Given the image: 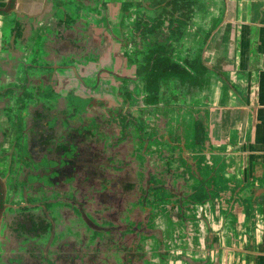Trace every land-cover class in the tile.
Instances as JSON below:
<instances>
[{
	"label": "flooded vegetation",
	"instance_id": "1",
	"mask_svg": "<svg viewBox=\"0 0 264 264\" xmlns=\"http://www.w3.org/2000/svg\"><path fill=\"white\" fill-rule=\"evenodd\" d=\"M18 1L19 0H16V4L11 11L8 9L9 2L5 8L0 9H7L6 14H0L1 17L6 18L14 13L16 16L24 15L32 20L30 26H28V37H22V46L20 48L29 50L30 54V65L26 66V70L23 68V73L24 75L26 74V76L10 80L0 79V189L4 198V211L0 223V264H77L76 255L78 253V245L81 244L84 246L87 244L86 246L90 247L88 242L90 243V237L94 232V228H98L106 222L115 224V227L112 228L113 231H123L133 226V224L144 225L146 236L142 237L143 240L136 248V252L140 253L143 248V251H145L147 255L146 264H177L178 262L181 264H193L192 262L195 261L194 256L185 255L183 249L177 244L178 239L184 236V230L189 229L188 226L191 227L189 225L191 221L187 219L185 213L187 209L185 207L187 206H180L181 213L182 215L184 214V216L175 215L176 219L170 224L173 230L168 234L165 232L166 226H164L161 220L162 218L159 219V221L155 220V218L152 221L149 219L148 221L144 220L149 217H145L148 213L153 219V211L149 212L150 209H152L151 207L133 204L131 194L135 185H133L129 191L124 190V194L120 193L119 196L125 198L122 208L112 207L96 198H89L86 193H82L83 189H87L89 193H105L111 191L114 187H119L122 183L117 184L116 179L119 177L120 173L127 168H133L134 176H141L140 173H142V168H140L139 165L140 159L131 158V161L128 160L133 150L140 149H134V147H143V151L147 154L149 158L147 176L149 177L154 171L150 165L151 148L158 142V130L165 124L163 123L165 118L163 114H161V108L167 109V111L170 112L167 115H170V121L177 124L181 122V116L184 111L182 105H178L174 110L172 106L166 104L163 107L158 106L147 109L146 116L150 117L149 125L153 130V139L156 141L154 144L136 142L135 140H119V138L114 137L115 132L109 122L107 124L111 128L108 134L109 142H105L107 145L103 146L102 149L100 139H94L90 133V131H95V129H92L94 119L88 116L86 109L77 108L70 94H59L60 91H58V89L49 91V85H42L40 90L34 89L36 85L44 84L45 82L42 81L45 77L50 78L49 75L55 72L56 69H53L54 66L51 65V62H48L50 64L46 65L45 63L47 61L45 60L47 59L46 53L51 51V54H53V51L59 47V41H57L58 37L54 33V28L50 27L48 22L44 24L43 19H39L40 17L38 14L25 15L23 12L17 11ZM214 1L215 0H211L208 7L203 4L202 0H198L197 3L201 2V11L207 12L214 8ZM124 2L125 0H71L67 2H63V0H47L48 4H53L55 7V14H59L60 17H62V20L59 22V35L64 41L67 40L69 42H74L69 35H76L78 39L74 44H82L80 40H82L89 31L91 34L94 32V24L92 22H81V14L85 11V8L87 9L89 7L91 10L103 8V12L106 16V9L109 5H121ZM142 3L143 0L140 1V8L139 6H135L137 11L140 10L138 12L140 13L138 15V24L136 25L139 33L142 17L145 15L144 12L153 13L156 18L160 14V11L155 8L147 10ZM195 11L196 10H194V15L196 16ZM195 16L191 19L192 22ZM59 19L58 17V20ZM145 21L146 20H144V22ZM193 24L194 26L189 25L187 29H189L190 26L194 28L196 24ZM72 27L74 31H72ZM129 27L133 28L131 25ZM97 29H101L100 34H103V26H99ZM196 29L198 30V28ZM131 30L134 31L136 29L134 28ZM197 30V34L195 35L199 34ZM3 36L5 37L3 41L7 42V46L11 50L16 37L15 29L7 31ZM61 38L60 40H62ZM1 41L2 39H0V42ZM181 41L173 52V61L179 65L181 69V71L179 70L180 73L177 74L184 73L183 69L185 68L182 67V64L185 60L190 59L184 58L182 61V56L181 59L179 57L175 58L179 51L182 52L183 48L180 49ZM89 47V50L92 49V46ZM59 51L60 48L56 51V55ZM86 62L89 61L86 60ZM114 66H118L119 68L120 63ZM139 72L141 73V71ZM157 73H165L166 76L173 72L158 71ZM110 74H113V71L100 73V77L95 78L94 82L91 81L89 84L85 85L89 88H96L99 85V80L102 79L101 75L109 78ZM114 77L119 78V76ZM136 77H138V74ZM144 79L147 80L145 76ZM179 79L182 78L179 76ZM118 81L122 82L123 80L118 79ZM158 81H160V78L152 77V81L144 83L145 89L147 90L146 85L150 82L156 85L155 91H158ZM146 92L149 93L150 91ZM61 97L69 99L71 105L75 108V111L73 109L69 116L73 119H77L75 125H79L76 129L80 131L79 134H74L77 140H65L71 129L63 130L60 139H55L56 134L46 133L45 131L34 134L36 132V127L39 126V124L44 127L46 121H49V124H53L52 126L50 125L51 129L57 127L58 120L55 118L57 116L47 111V104L44 101L47 100L53 104V102ZM39 100L42 101V104ZM148 100H150V97ZM43 106L47 111V115L42 111ZM20 108L22 113L18 114ZM174 111L179 114L176 121L175 118L171 116V113ZM77 114H79L78 117L76 116ZM178 127L177 131L182 129L180 124ZM102 133L103 131L100 133V137L103 140L104 135L101 136ZM176 134L178 137H176L174 142L176 143L179 141L180 143L178 144L180 146L183 135L178 132ZM166 138L169 139L168 136ZM164 141L165 147L161 148H163V152L168 153L166 148L167 145L169 146V140ZM61 144L77 146L78 181L75 185L72 183L58 182L51 177L50 163L53 158V149ZM107 153L110 154L109 157H107ZM179 155H182L181 150H179ZM179 166L178 170L174 171L169 165L170 169H168V171L174 174V181H172L171 178L169 182L167 181L162 185H155L149 183V178L147 181L145 180V182H143V177L142 182H140L139 178H136L138 182L137 186L164 187L169 190V186L189 185L185 183L184 177V171H187V166L183 165L181 160ZM31 167L34 169L41 168L38 170L43 175L44 180L52 185L57 184L58 188L53 190L52 193H47L45 195L41 194V192L33 193L29 191V185L25 180L31 171L33 172L34 170L31 169ZM165 169L167 170L166 166ZM191 173L190 175L197 178V170L191 169ZM187 175L189 174L187 173ZM142 176H144V173ZM40 181L35 183V188L41 185ZM21 195H25V198L29 200L28 204L25 206L24 203L19 200ZM39 196L42 197L39 198ZM29 197L31 199H29ZM97 206L99 208H97ZM31 208L38 209V213L30 214ZM147 209H149V211ZM109 210L116 213L114 219L106 216V212ZM203 215L204 214H202L200 210H198L197 213L194 212V217L197 221H201L204 217ZM139 216H141L140 221H138ZM169 217H171V215H169ZM31 218L34 221H32ZM196 220L195 223L197 222ZM39 223H44L45 226L42 225L43 229L37 227ZM158 223L160 224L158 225L159 227L156 226ZM133 228L136 230L137 226ZM158 228L161 231H158ZM171 234L173 239H171ZM167 235H169V242L171 241L173 245L172 251H165L164 249L166 241L168 243ZM133 238L134 234L130 235L126 241L124 240V244L129 245ZM115 239L116 237H110L109 240L113 242ZM159 254L161 256H159ZM155 258L156 262L154 260ZM96 259V254H93L91 261L86 260L83 264H116L114 261H105L102 258L99 262H95ZM208 259L211 262H215L216 252L214 250H209ZM200 263L202 264V262Z\"/></svg>",
	"mask_w": 264,
	"mask_h": 264
},
{
	"label": "crops",
	"instance_id": "2",
	"mask_svg": "<svg viewBox=\"0 0 264 264\" xmlns=\"http://www.w3.org/2000/svg\"><path fill=\"white\" fill-rule=\"evenodd\" d=\"M8 2L0 0V9ZM18 3L17 11L57 25L55 7L47 0ZM213 5L181 39L182 61L192 57L198 64L183 69L182 79L173 73L177 79L171 84L177 87L165 97L173 110L178 105L184 110L181 122L171 121V133L183 135L180 146L177 141L171 147L180 148L183 165L197 170L189 185L169 186L191 221L177 244L194 256L193 264H264V0H215ZM23 16L0 18V79L26 76L30 54L20 48L32 20ZM12 29L10 50L3 35ZM117 63L119 79L131 69L136 75L135 67ZM171 116L176 121L179 114ZM198 210L201 221L194 217ZM169 218L172 224L175 214ZM209 250L216 252L215 262L209 261Z\"/></svg>",
	"mask_w": 264,
	"mask_h": 264
},
{
	"label": "rangeland",
	"instance_id": "3",
	"mask_svg": "<svg viewBox=\"0 0 264 264\" xmlns=\"http://www.w3.org/2000/svg\"><path fill=\"white\" fill-rule=\"evenodd\" d=\"M64 1L67 2L71 0H63V2ZM140 1L141 0H125L124 3L126 4L122 3L116 6L109 5L106 9V16L103 12V8L93 10L89 7L87 9L85 8V11L81 14V22H92L94 24V32L92 35L89 31L88 34L80 40L82 44H74L78 39L76 35H69L74 42L64 41V39L61 38L58 30L59 22L62 20V17H60L59 14H55L56 17H54V19L57 20V25L54 26L53 24V28L55 30V35L58 37L57 41H59V47L53 51V54H51V51L46 53L47 59L45 61L47 62L45 64L49 65L50 63L48 62H51V65L54 66H52L53 69L56 70L49 75L50 78L45 77L42 81L45 82L44 84L36 85L34 88L35 90H40L42 85H49V91L58 89V91H60L59 94H70L77 108L86 109L88 116L94 119L92 129H95V131H90V133L94 139H100L102 149L103 146L107 145L105 142H109L108 134L111 130L110 126L107 125L109 122L115 132L114 137L119 138V140H135L136 142L154 144L156 141L153 139V130L149 125L150 117L146 116V111L149 108L158 106L163 107L165 105V97L167 95L168 98L170 96L172 97V93L177 87V85L171 84V81L177 78L174 77L173 73H170L166 76L165 74L160 75V81L157 82V86L159 87L158 91H155L156 85H148L147 87L149 89L151 88L153 92H146L147 90L145 89L144 83H146L147 80L144 79V76L148 70H140V63L144 65L142 60L150 47L147 45L145 47L143 46L141 35L136 27L139 20L138 15L140 14L138 12L140 10L137 11L135 6H139L140 8ZM202 2L208 7L211 0H202ZM194 10H196V16L194 15L195 19L189 24L192 26H194L193 23L196 24L199 19L201 2L196 3ZM144 14L141 20L143 23L144 20H146L145 22L149 24V22L156 18L153 13L144 12ZM192 15V12H190V14L186 13L185 17L190 18ZM194 16H192V18ZM58 17L60 18L59 20ZM130 25L133 28L129 27ZM99 26H103V34H100L101 29H97ZM73 27L72 31H74ZM134 28L136 30H131ZM189 29H191V26ZM60 38L62 40H60ZM89 46H92V49L89 50ZM59 48L60 51L56 55V51H58ZM182 48L183 47H180V49ZM182 53L183 52L179 51L175 58L179 57L181 59ZM86 60L89 62H86ZM120 60L124 62V65L125 62H127L129 69L132 67L136 68V75H134V70L131 69L129 74H126V77L122 79V82L118 81V79L121 78L118 72L121 71L122 67L118 68V66H114L115 63ZM110 71H113V74H110L109 78L101 75L102 79L99 80L98 87L89 88L85 85L89 84L91 81L94 82L95 78L100 77V73ZM139 71H141V73ZM137 74L138 77H136ZM114 76H119V78ZM149 97L150 100H148ZM102 131L103 133L101 136H105H103L104 141L100 137ZM77 151L76 145L68 144H61L53 149V158L50 167L51 177L54 180L75 185L78 181ZM109 156L110 154L107 153V157ZM133 171V168H127L120 173L119 177L116 179V183H122L120 185L121 187H114L111 191L105 193H89L87 189H83L82 193H86L89 198H96L112 207L122 208L125 198L119 196L120 193L124 194V190L129 191L132 186L135 185L131 194L133 204L151 207L152 209H150V211L149 209L147 210L149 212L153 211L154 213L153 219L148 213L145 217L149 216L150 218L148 217L144 220L148 221L149 219L152 221L155 218V220L159 221V219L162 218L161 220L164 226H166L165 232L168 234L171 233L173 227L170 225L169 215L173 212L176 216H181L180 206L182 205L177 204L172 198L171 191L164 187L137 186L138 182L136 178H139L140 182H142L143 173H140L141 176H134ZM42 183L43 181H40V184ZM48 188V190H44V188L41 189V194L45 195L47 193H52L53 190L58 188V185H49ZM41 197L42 196H39V198ZM29 199L31 198L29 197ZM19 200L24 203V206L29 202V200L25 198V195H21ZM97 208L99 207L97 206ZM30 211V214L38 213V209L31 208ZM106 216L114 219L116 213L109 210L106 212ZM182 216H184V214ZM140 220L141 216L138 218V221ZM32 221L34 220L32 219ZM159 223L156 224V226L160 225ZM42 225L45 226L44 223H39L37 227L43 229ZM158 231L161 230L158 228ZM167 239L168 243L166 241L164 249L165 251H172L173 245L171 241L169 242V235H167ZM154 260L156 262V258ZM177 264L181 263L178 262Z\"/></svg>",
	"mask_w": 264,
	"mask_h": 264
},
{
	"label": "trees",
	"instance_id": "4",
	"mask_svg": "<svg viewBox=\"0 0 264 264\" xmlns=\"http://www.w3.org/2000/svg\"><path fill=\"white\" fill-rule=\"evenodd\" d=\"M197 1L198 0H143L142 5L147 10L150 8H155L160 11L159 16L152 20L153 23L152 21L149 22V24L146 22H141L140 27V35L143 46L145 47L147 45L150 47L142 60L144 65L140 63V70H148L145 75L147 81H152V77L160 78V75L165 74L157 73L158 71H172L173 73H180L179 70L181 71V69L179 68V65L173 61V52L189 27L191 18L194 15V7L196 6ZM190 12H192L193 15L190 18H186V13L190 14ZM198 61L199 60L191 57L189 60H185L183 62L182 67L187 70L188 68L195 69ZM178 76L182 77L181 74H178ZM148 85L153 86V84L148 82L146 85L147 91L152 92V89L147 87ZM39 101L42 104V101ZM44 102L47 104V111H50L53 115L55 114V116H57L55 118L58 120V124L57 127L51 129L50 125L52 126L53 124H49V121L45 120L46 125L43 127L41 124H39V126L36 127V132L34 134L45 131L46 133L49 132L56 134L55 139H60L63 130L71 129L65 140H77L74 134L80 133V131H77L76 129V127L79 125H75L77 119H73L69 116L73 109L75 111V108L73 105H71L69 99L61 97L55 102L52 101L53 104L47 100ZM46 109L44 106L42 107V111L47 115ZM21 111L22 110L20 108L18 114L22 113ZM169 113L170 112L167 111V109L161 108V114H163L165 118L163 123L165 124L161 127V129L158 130V142L151 148L152 153L150 156V165L154 170L153 173L149 177L147 176L149 158L143 151V147H134V149H140L133 150V153L129 155L130 158L128 160L130 161L131 158L140 159L139 165L140 168H142V173H144L143 182H145V180L147 181L148 178L150 180L149 183L155 185H162L167 181L169 182L171 178L172 181H174V174L169 173L168 169L171 167V169L175 171L178 170V167H180V148H177L179 147V144L176 148L171 147L178 135L176 133H171V119L170 115L167 116ZM78 115L79 114L76 116L78 117ZM167 136L169 139L166 138ZM164 140H169V146L167 145L166 148L168 153L163 152V148H161L165 147V144L163 143L165 142ZM165 166L167 167V170L165 169ZM31 169L34 168L31 167ZM38 169L41 168H36L33 170V172L31 171L25 180L29 185V191H32L33 193L41 192V189L43 188L44 190H48L49 185H52L51 183H48L44 180L43 175ZM184 173L183 175L186 181L184 182L189 184V175L192 174L191 170H189V167H187V171H184ZM187 173L189 175H187ZM40 180L43 181V183L35 188V183ZM100 226L98 228H94V232L90 237V243L88 242L90 247L86 246L87 244L84 246L81 244L78 245V253L76 255V260L78 262L77 264H83L86 260L91 261L93 254H96L97 256L95 262H99L102 258L105 261H114L116 264H146L147 255L145 251H143V248L141 249L140 253L136 252V248L143 240L142 237L146 236L143 224H133V226L128 227V229H124L123 231H113L112 228L115 227V224L111 222L103 223ZM135 226H137L136 230L133 228ZM133 234L134 238L132 239V242L129 245L124 244L126 239ZM110 237H116V239L112 242L109 240ZM159 256L161 255L159 254Z\"/></svg>",
	"mask_w": 264,
	"mask_h": 264
},
{
	"label": "water",
	"instance_id": "5",
	"mask_svg": "<svg viewBox=\"0 0 264 264\" xmlns=\"http://www.w3.org/2000/svg\"><path fill=\"white\" fill-rule=\"evenodd\" d=\"M15 4H16V0H10L9 1V4H8L9 11H11L14 8ZM6 12H7V9L0 10V14H6ZM4 188H5V186H4ZM3 211H4V198H3V195H2L1 189H0V223H1L2 215H3Z\"/></svg>",
	"mask_w": 264,
	"mask_h": 264
}]
</instances>
